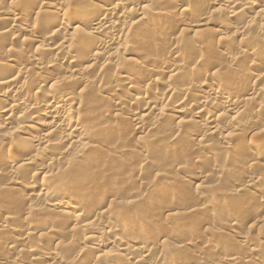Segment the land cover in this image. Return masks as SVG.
Segmentation results:
<instances>
[{"label": "rangeland", "instance_id": "obj_1", "mask_svg": "<svg viewBox=\"0 0 264 264\" xmlns=\"http://www.w3.org/2000/svg\"><path fill=\"white\" fill-rule=\"evenodd\" d=\"M6 1L7 0L2 2V4H0V5L2 6L3 9L6 8L8 10V8H9V10H12L13 6L11 4L13 2L15 4V2L17 0L12 1V3H10L11 0L8 1L7 3H5ZM27 1L28 0H26V1L25 0L24 1L18 0L19 3L16 2V4H15V5H17L16 7H18L20 10L22 9L21 11L23 12L22 13L23 16L25 15L24 21L22 20L20 22H27V23L39 22V21H37L38 18L36 17V15H37L36 12L41 7L40 6L41 3H44L45 1L48 2L49 0H30L31 2L30 1L27 2ZM83 1L76 0V1H74L76 4L74 2H73V4L76 5V6L74 5L75 7H78V5L79 6L82 5L83 6L82 8H85L87 3L85 4V1L84 2ZM171 1H173V2L171 3ZM247 1H251V0H247ZM105 2H107V4H112V3L115 4L114 0H107ZM143 2H145V3L142 4V9H143V6H145V7H147V9L149 8V10H150V11H147V9L145 10V7L143 9L144 11L147 12V14L149 13L148 14L149 16H147V18L149 17L148 19H150L151 21H154L156 23H158V22L162 23L165 21H163L162 17L161 16L159 17L158 15H157L158 19L156 21V18H157L156 14H155L156 11H155V13L153 12L154 14L151 12L152 8H154L152 6H155L157 8H158V6H159V8H161V6L163 8H165L164 6H166L165 10L168 9V11H169L170 9H169L168 5L171 4L169 6L172 7V5H174L176 3V2L174 3V0H144ZM160 2H161V4H159ZM203 4L204 3L199 4L200 6L195 5L196 7L193 6L198 15L201 13H205V12L207 13L208 12L207 6H204ZM1 6H0V8H1ZM122 8H126V6L124 5ZM140 8L141 7H139V9ZM163 8H161V9H163ZM80 9H81V6H80ZM86 9H87V7L85 8V10ZM142 9H140V10L143 11ZM163 12H164V9H163ZM177 12L175 13V11H174V15L177 14V17H179L178 16L179 12L178 13ZM210 12H209V16H211L212 18L214 17V19L211 18L213 21V22L211 21V24H213V23L218 24L217 22L220 23V22H222V20H225L224 26L226 24L228 25V26L227 25L225 26V29L227 28V30H225L223 32V35H220V36H218L216 34L214 35L213 31H210L208 29L206 30V28L201 27L200 22L194 23L195 20L196 21L199 20L198 16H197L198 19H197V17L194 18L195 20L192 19L191 25H190V23L188 25L187 23L189 21L188 22H186V21L189 20L188 18H190L189 17L190 15L189 16L185 15V17L187 19L185 17L183 18L182 17L183 15L182 16L180 15L182 19L186 20V21L181 22V24L183 26H181L180 22H179V24H177L178 22H172V23L170 22L168 25H163V26L160 25L161 27H158L159 30L157 29L158 30L157 33L159 34V36L161 35V38L167 37V35L169 37H172V38L180 36L181 38H185L186 42L187 41L191 42L192 41L191 39H195V38L196 39L198 38L199 41L204 39L203 41L205 42V44H204L205 48L203 46L200 47V46L195 45V47H193L191 49L192 51H190V53H189L190 57L188 56V54L187 55L185 54L190 59V60L186 59L187 61L190 62V63L188 62V64H189L188 69L190 71L192 69L197 70V67H198V70L197 71L195 70V72H196L195 77L196 78L194 77V74H193V76L191 75L192 76L190 78L191 80L189 79L190 82L193 81L192 83L194 85H196V84L198 85L201 82L207 80V82L209 83V80H208V77H206L207 76L206 74L210 75L211 73H213V70L215 71L214 72V74H215L217 72V70H219L217 72V74H215V76H216V79L214 78L215 80L214 79L211 80V78H210L211 83H209V85L211 87H213L217 90L220 89L219 91H221V92L226 89L223 92V93H225V95L226 94H228V95L231 94L230 96L235 95V97L239 98V100H241L244 105L247 104L246 107H248L249 110H252L255 106L258 105V103H260V105L262 104L261 106L258 105L257 108H255V110L253 109L254 111H257L258 109L260 110L262 108V106H264V92H261L262 95L259 94L260 97L258 95L255 96L257 98L256 99V98H253L254 96L252 97V96H249L247 94V93H249L247 89H249L250 87H253V86L256 87L257 85H261V84L264 86V76H263L264 75V58H263L264 57V37H263V35H264V32H263L264 31V19H260L259 17L257 18V17H255L256 13L251 14L249 12H246L243 16L240 14L239 16L234 17V18H230V19L225 17V13H220L219 11H217V12H215V15H214V14H212V13H214L213 11H212V13H210ZM151 13H152V15H150ZM137 14H139V12L135 9L134 10L132 9V11L129 12V15L127 14L128 15L127 16L128 17L127 22L129 20L134 22V18L137 17ZM247 16H250V17L247 18ZM223 17H224V19H223ZM252 17L253 18L255 17L254 20H252L253 19ZM219 19H221V21ZM158 20H160V21H158ZM35 21H37V22H35ZM215 21H217V22H215ZM247 21H249V22H247ZM7 23L9 24L11 22H9V21L6 22V25H7ZM165 23L167 24V22H165ZM192 23H193V25H192ZM186 24L188 26H186ZM76 26H78V25L76 24ZM70 27L65 32L58 33V36L55 35V37L57 36L56 38L58 39L60 37V35L63 36L62 34H64L65 36L67 35V38H70V36L72 38H73V36L76 37L75 32L71 29V28L75 27V24H73V26L71 28ZM125 27H126V25H125ZM240 27H241V29H240ZM143 28H144V30H142ZM160 28L162 29L161 31H160ZM170 28L175 29V31H173V29H170ZM166 29H167V32H166ZM211 29H213V26H211ZM137 30L139 32L143 31V33L142 34L137 33L136 36L137 37L138 36H141V37L145 36V38H143V37L142 38L145 41L147 40L146 41L147 43L145 41H142L143 39H140L141 37H139L138 39H136V37L135 38H133V37L132 38L131 37L126 38L127 42L129 40V43H127L129 45L128 46L126 45V47H128V51H125L124 47L121 50L117 49L118 51L116 50L117 53L114 57L115 60L112 58V62H115L117 60V62H115V64L118 66L122 64L121 66L123 68L125 67L127 69L129 68L132 70L135 68L134 71L138 73V74L135 73V75L136 74L140 75L139 78H140L141 82H139L138 80L137 81L139 83H141V85L139 83H137V84H139V87L141 88V89L139 88L141 94L144 92H147V90L149 92L152 90V93L150 92V94H153V95H160L161 94V96H164V95L166 96L165 88H166L167 84H169V85L172 84L171 86L174 85V87L179 86L181 83H179L178 80L181 77L180 75H182L183 72L179 74L178 78L177 77L172 78V80L170 79L171 80L170 81L168 76H166V74L156 73V75H155L152 73L155 70L154 67L156 66V65H154L155 63H153V62L150 64L147 63L148 66L146 65L147 68H145L147 70L146 74H144V73H143V75L140 74L139 73L140 70H138V69L143 67V65L146 63L144 61V60H146L144 57L145 55H147V56H151V55L152 56H154V55L162 56L163 55L165 57L169 56L168 59L169 60L173 59L172 61H176L177 58L174 59V56L172 54H169L171 52H168V48H167L168 46L163 44L164 43L163 39L161 40V38L159 36H156L157 30L154 31L156 34L153 32L154 33L153 35H155V36L151 35V31H148L147 29H146L147 32H145L146 31L145 27H141V29L138 28ZM235 31H236V33L239 34V36L237 34H235ZM162 32L166 36L162 35ZM169 32L171 35L169 34ZM144 33H146V35ZM240 34H242L243 36L242 35L240 36ZM24 36L29 37L28 35H24ZM65 36H63V37H65ZM146 36H148L147 39H146ZM154 37H155V39L158 37L159 38L155 41ZM225 37H228L227 41H229V42L226 41L227 45L225 43V46H224V44H222L221 48L218 47L220 40L222 41L223 39L224 40L227 39ZM148 38H150L151 40L150 39L148 40ZM27 40H29V41H27V42L25 41L24 42L25 45H24L23 41H21V39H19V38L15 39V40H11V42L9 41L11 43L9 49L13 48L15 50V49H19L18 47H21V48H23V50L26 49L27 52L29 51L28 53H30V54L33 53L35 50L33 47V44H32L30 39H27ZM131 40L134 42H132ZM142 42H143V44H142ZM207 42H209V43H207ZM159 43H161V44H159ZM122 45L125 46V44H123V43H122ZM207 45H208V47H206ZM192 46L193 45L191 44L189 46V48H191ZM28 47L30 49H28ZM119 47H121V46L119 45ZM143 47H144V49H143ZM136 48H137V50H136ZM9 49L7 47V50H9ZM84 49H85V47L83 48V50ZM139 49H140V53H139ZM195 49H196V51H195ZM208 50H209V52H208ZM249 50H252V53L255 52L257 55H259V56H257V58H258V60L260 58V60L255 62V65H254V62L252 61L254 57L252 58V56L250 54L251 51H249ZM239 51H241V55H240ZM247 51H249V52H247ZM167 52L169 55L167 54ZM131 53H133V54H131ZM190 54H192V55H190ZM193 56H196L195 60H193L194 58L191 59V57H193ZM200 57H202V58H200ZM231 57H233L234 58L233 60L235 61L232 63L236 64L237 70L239 69V71L242 74L240 72H236V71L231 72V70L228 69L229 66L232 64L230 62L232 60ZM129 58L132 60H130ZM180 59H178V60H180ZM199 60H201L202 63ZM43 61H45V60H43ZM195 61H196V63H195ZM197 61L199 63H197ZM228 61H229V63H228ZM208 62H211V63H209L210 65L208 64ZM212 62L216 65H214ZM227 64H229V66ZM235 64H233V65H235ZM106 66H107L108 70L106 69V67H105V69H102L105 72H103L99 69L94 70L95 69L94 68L93 71L88 75L89 77L90 76L91 77L92 76H94V77L98 76V78H100L102 81L101 82L99 80L98 83H96L94 85L92 84V86L90 85V87L88 86L90 88V91H91V88L94 91H98V92L103 91V90L105 91L106 87H105L104 83H107V81L109 82L111 80L112 75L115 73V70L117 71L118 68H120V66H119L117 69H115L116 67H114V66L112 67L108 64ZM226 66L228 68H226ZM192 67H194V68H192ZM208 67L212 68L211 72L207 71ZM213 67L215 69H213ZM148 68H149V70H148ZM94 71H96V72H94ZM134 71H133V73H134ZM148 71H150L149 72L150 74L148 73ZM228 71L230 73H228ZM242 71H244L245 75L243 74ZM184 75L185 74L183 73V76ZM141 77L144 78V79L142 78L143 81L141 80ZM225 77L228 79H226ZM230 77L231 78L234 77V78H232V82H230L231 81ZM260 77L262 78V80H260L261 79ZM205 78H207V79H205ZM103 79H104V81H103ZM105 79H107V80H105ZM176 79H178L177 80L178 85H177V82L175 83ZM155 80H157V81H155ZM189 80H187V81H189ZM172 81H174V82H172ZM199 81H201V82H199ZM216 82H218L217 83L218 87L221 84L220 85L221 88L220 87L218 88L217 86L214 87L216 85ZM120 83L122 84V82H120ZM259 83H261V84H259ZM121 84L118 83L117 87L119 86V88H117V91H115L116 92L115 94L113 93L114 95L112 94L114 97L110 96L109 99H105L103 104L106 102V104H104V105H106L107 108H110L112 106V103H113L111 101L112 99L117 98V97L121 98L122 102H123V108H124L123 114L120 116L122 118H120V117H119V119L118 118L113 119L112 117L106 118L104 116H101L100 114H97V112H96L97 115H96L95 119L93 120V122L91 120L94 117L92 119L89 118L90 119L89 123H88L89 119H88V121H87V119L85 120L84 125L86 124L88 126L91 123L90 126H88L89 128L92 125L94 126V123L95 122L97 123V120H98V123L99 122H100V124L102 123V125L106 129L104 127L101 128L100 126H102V125L95 123L97 127L99 125V129L95 126L96 130L98 129V131H101V130L102 131L98 132V131L94 130V132H92V130L95 128H92L93 126L91 127L90 130H91L92 135L94 134V138H93L94 140L91 139L92 135L90 134V141H92L93 144H92L91 148L86 150L87 152L86 151L84 152L83 155L85 158L82 157L83 160H81V159L78 160L80 166H79V164H76L77 161H76V159H74L77 156V155L75 156L76 152L74 150H70V151L68 150V152H67L65 149L64 150L62 149L63 150L62 151L61 147L64 148L62 145L61 146L56 145L53 147L54 150H52V147L47 148V147H45V145L43 146L42 143L38 144V143H34V142L28 140L29 138L26 139L25 136H23L17 132L15 127L5 129V128L0 126L1 127L0 128L1 129L0 130V133H1L0 134V142L3 140L1 142V144L3 143L2 144L3 146L0 144V155H1L0 156V173H1L0 176H2V178L0 177L1 178L0 179V182H1L0 183V185H1L0 191L2 192V190H3L2 193L0 192V194L3 195V196L0 195V216H1L0 218H2V216L6 217V216H11V215L14 216L15 215L18 218L20 223L22 220H25L24 222L22 221V223H21L22 225H20V223L17 222L18 221L17 218L14 216L15 225L13 226V229H15V230L6 229V230H4L5 232L3 231L4 233H6L5 235L3 234V232L0 234V256H4L5 258L7 257L6 259L9 258L7 260L9 262H11V261L14 262V260L16 259L18 264H26V263L29 264L32 257L30 256V254H28L29 252L26 249H24L21 246H13L10 248V246H7V244H6L7 238H10V237L16 238V237H23L24 236V233L26 232V230H24L25 228H24L23 224L25 225V223H27V222H29L30 224L35 223L34 225L37 228H40L41 230H45V229L51 228L52 226L53 227L56 226L55 228L57 230L59 229L58 231H60V233H58V235L54 238L51 237L50 235H43V234L38 235V236L32 235L31 238H29L30 240L28 239L29 240L28 246H31V248H32V246L36 245L35 247L38 246L37 249L40 248L41 249L40 251H42V252L52 251L53 253L59 254L61 257H64L63 259L66 260V258L67 259L71 258V256L76 254L78 249L80 250V248L85 245V241L82 238H84V236H83L84 234L85 235L87 234V231H85L79 227L76 229L75 226L73 225L74 223L71 222L69 215L66 217L63 214L61 215V212L59 214V211H61L62 209L54 207L51 204L52 200L55 198L54 196H51L49 198L50 200L48 199L49 201L48 202L46 201L45 203L44 202L43 203H40V202L34 203V202H29V201H26L24 199L23 200L21 199V198H24V194H25V193H23V192H25V190H24L25 188H23V187L27 186L26 184H27L28 179L30 178V176L32 175L33 172H36V170L33 169V167L28 166L30 168L27 169V166H26L25 169L22 168L23 170L19 171L17 178L23 184L22 187L19 186V188H18L19 191L17 189H16L17 192H16V190L14 191L13 189L10 190L8 188V186L6 185L7 180H5V179L10 178L11 176L13 177V175H11L8 171L9 169H12L11 168L12 164H15V162H18L21 158L26 159V157L27 158L38 157L39 159L36 158L37 162H38L37 165L41 164V165H44V167H46L45 168L46 172L44 173L43 176L42 175L40 176V179L43 177L46 178V177H48V175H53L54 177L51 176L50 178H46V181L48 183H50V185H52L53 187L60 189L65 194H67V195L69 194L68 195L69 198H71L73 200V202H75V204L78 205V207L80 206L81 209H84V211L87 210L88 206L92 202H94V203L101 202L102 203L106 199L107 200H109V199L115 200L118 203L117 204L118 206L116 204H114L113 208H116V207L119 208L121 206L119 208L121 210L117 209L118 214H115V213L113 214L114 210L112 209L113 211L110 212L111 214H109L107 217L110 218V216L112 215L113 218L111 220L113 222L119 223L118 225L120 228L122 227V225L120 226V223L124 224V225L126 224L130 228L133 227L134 229L132 228V232H130L131 234H129V235H132L134 238L136 237V240L139 243L141 241L142 243L147 242L148 245L151 244V245H149V247L151 248V252H152L151 256L152 257H150L149 261L151 260L150 262H153L154 264H156L159 259H160L159 261L163 262L162 264H170V263L171 264H181L182 261H183L182 264H188V263L189 264H204L205 262L208 261L207 258L210 259L209 262H211L213 260V263H216L218 261V256H216L214 254L215 252H213V250L208 249L209 244H210V247L211 246L213 247V249L214 248L219 249V247H220V249L221 248L224 249V252L225 253L227 252V254L228 253L229 254H234V253L236 254V252H237L238 254H236V255L237 256L239 255L238 257L243 259L244 262L246 261V263H244V264H247V262H248V264H259L260 260L264 261V232H263L264 231V222L262 224H260L261 226L260 225H258V226L254 225V220L256 219L255 215H257V218L263 219L264 218V211H261L260 209H257V207H255L256 205L254 204V201H253L254 197L252 195H250V194L245 195L246 194L245 191L241 190V189H243L242 188L243 186L241 184L246 182L247 174L245 175V173H244L245 171L248 172V175L250 174L253 177L255 176V178H257V179L262 180V181L258 180L259 183H258V186H256L255 190L253 188L250 189L251 194L255 193L254 194L255 197H257L258 193L256 192V190H258V189L263 190L264 189V178H263V175L261 174L264 172V171L262 172V170L264 169L263 168L264 164H262L260 166L247 164L248 160H250L251 152H255V150L257 151V149H258L260 152H262V150H263V153H264V146L263 145L261 147H258V145L256 146V141L254 139H252L251 133L249 134L250 131H248L247 125L243 126V124H242V126L238 127V129H237V123H236L237 120L240 121L239 117L242 118L241 122L245 121V120L248 121L247 119H250V117L253 118L251 115L252 113L250 111L249 112L247 111L246 113H242L241 114L242 116H239L238 119L235 118L234 120H230V119H227L225 121L223 120L222 122L224 123V126L222 125V123L220 124L221 128L226 127V126H228V124H230L227 127L229 130L231 129L228 133H230L231 135L236 133V136L232 135V136H234L233 138H235L237 136L239 137V135L242 134V135H240V138H243L242 139L243 141L239 140L240 138H238V137L236 138L239 140L238 142L237 141L235 142V139L233 140L237 144V146L235 144V147L231 146V148H225L223 145H221V140L218 139V137L213 138V136L210 135V136H208L209 138L207 137L208 140L205 139L208 142H206L205 145L201 146V148L198 147L196 152H198L199 154L196 153V155H195L194 152L196 150V147H194L191 144L192 142L187 141V139L185 138V136L187 134H189L191 131H193L195 129L194 127L189 126L190 128L192 127V130L188 127H186L187 128L186 130H185V128H183L184 130L181 128V131L179 129V133L182 132L183 135L179 134V133H178L179 135H177L176 132L175 133L173 132V134H176L179 137L177 139H180V140H175L177 142L173 141L172 143L171 142L169 143L167 141L166 136L168 137V136L172 135V131H173V129H175L174 122L176 120L175 117H173L174 115L169 114V112H166V113H168V115H170V117L167 115L166 116L167 119L166 118L165 119L167 120L166 124L168 126L170 125V127H168L166 124H164L163 129H162L163 125H161L162 127L159 126L157 131H156L157 133H160V135L162 137L159 136V139L158 138L155 139L158 136H156V137L153 136L154 138L152 139L150 137V134L152 135L153 132L152 133L146 132L147 134H138L137 130H135V128H134L135 124L133 122V119H132V121L130 120V118L132 117V115L134 113H137V111L140 112L142 110V106H141V105H143L142 102H139V100L138 101L135 100V96H134V94L137 95V93H139L138 85L136 88V89H138V92H135V91H137L136 89L135 90H128V89H126L127 86H125L126 85L125 83H123L122 87L120 86ZM222 85H224V86H222ZM225 85H226V87H225ZM147 87H148V89H147ZM89 88H88V92H90ZM98 88H99V90H97ZM144 88H146L147 90L145 91ZM142 91H144V92H142ZM226 92H228V93H226ZM110 93H112V92H110ZM154 93H158V94H154ZM165 96H164V98H165ZM176 96L171 97L170 98L171 100H169V98H168V100L171 102L176 101L179 98L178 97L179 95L177 96L178 98ZM201 97H202L201 92L198 89H196L190 93L189 97H186V102H188V103L191 102V99L192 100H194V99L199 100ZM85 98H86V96H84V99ZM34 99H35V101L40 102L42 100L41 94L34 95ZM255 103H257V104H255ZM139 108L141 110H139ZM220 110L221 109H218V113L221 114L223 112V114H224V111H222V110L220 111ZM262 110H264V107L261 109L260 115L256 119L258 121L260 120L259 118L264 119L263 118L264 117V111H262ZM16 112H17V110H16ZM33 112H37V110H32L31 114ZM98 115H100L101 117ZM102 117H104V118H102ZM183 117H186V116L182 115V118ZM152 119H155V118H152ZM116 121L119 124H116L117 123ZM233 123H235V124H233ZM113 125H114V127H116V126L117 127L114 128ZM172 126L174 128H172ZM109 127H111V128H109ZM256 127H253L254 131L259 132L258 136L263 137L264 131H259L262 128L256 130ZM35 128L36 129L33 128L34 130H31V132L29 133L30 135L31 134L35 135V134H38L39 132H41L38 127H35ZM169 128L170 129L172 128L171 131ZM234 128L237 129L236 130L237 132L236 131L234 132ZM258 128H259V126H258ZM166 129H169V130L167 131ZM188 129H189V131L190 130L191 131L190 132L188 131V133L186 134V131ZM105 130H107L108 132H106ZM110 131H112V132L110 133ZM163 131H166V133ZM231 131H232V133H231ZM254 131H253V133H255ZM102 132H103V134H102ZM164 133H165V136H164ZM108 134H109V136L112 134L111 135L112 137H107ZM154 134H156V133H154ZM237 134H239V135H237ZM95 135H97V136H95ZM227 135H229V134H227ZM101 136H102V138H101ZM181 136H183V137H181ZM53 138H56V135H54ZM210 138H211V140H209ZM181 139H183V140H181ZM227 139H228V137H227ZM96 140H97V142L99 141V143H97ZM100 140H103V142ZM118 142L119 143L123 142L122 144H119V145L122 147V145L125 144L124 146L125 147L127 146L128 151H130V152L127 153L128 155L126 153L124 155L118 154V157L114 158L111 153L114 152V151L112 152V150H116V151L119 150L117 148L119 146ZM144 142L146 143L145 145H144ZM252 143H254V144H252ZM35 145H38V146L34 147ZM93 145H95V146H93ZM141 145H142V149L140 147ZM253 145H254V147H252ZM120 146H119V148H120ZM204 146H206V147L204 148ZM115 147H116V149H115ZM192 148H194L195 150ZM124 149L127 150L126 148H124ZM198 150L201 152H199ZM248 150H249V152H248ZM128 151H126V152H128ZM131 151H133L135 154H133V152H131ZM65 152H67V153L65 154ZM62 153H63V155H62ZM107 154H109V155L107 156ZM121 155H122V157H121ZM227 155H228V158H227ZM23 156H25V158ZM104 156H107V157H104ZM119 157H121V158H119ZM123 158H124V160H123ZM23 159H21V160H23ZM115 159H116V161H115ZM51 160H53V161H51ZM81 161H83V162H81ZM98 162H101V163H98ZM68 165H69V167L67 168L68 170H70L71 167L73 168V166H74V168L75 167L76 168L82 167L80 169V171H81L80 175L72 177V175L65 173L66 166H68ZM76 165H78V166H76ZM248 165H249V168H248ZM251 166H254V168ZM83 168H85V171ZM90 168H91V170H90ZM250 168H252V169H250ZM67 169H66V172H68ZM223 169H224V171H223ZM220 170H221V172H220ZM48 172H49V174H48ZM62 173H64V174H62ZM83 173H85V174H83ZM6 174H7L8 178H7ZM225 174H227V175H225ZM3 175L5 178L3 177ZM62 175H64V177H62ZM65 176H66V179H65ZM208 177H210L211 179ZM260 177H262V179ZM60 179H61V181H60ZM84 180H86V181H84ZM213 180H215V181H213ZM62 181H64V182H62ZM148 182H149V185H151L152 187L149 186L147 188ZM229 183H230V185H229ZM65 184H66V186H65ZM212 184H214L215 186ZM259 184H260V186H259ZM240 185H241V188H240ZM5 187H7L10 191L9 190H8L9 192L6 191ZM238 189H240V191H236ZM225 191H226V193H225ZM4 192H5V194H4ZM226 194H232L233 197H231L230 199H227L226 197H224ZM208 196H210V197H208ZM7 197H9L10 200ZM95 198H96V200H95ZM207 198H210V200H207ZM206 201H208V202H206ZM14 203H15V205H14ZM204 203H207L206 204L207 208H203ZM244 203H245V205L243 206ZM124 205L125 206L128 205V206L125 207ZM125 208H127V209L129 208V209L127 210ZM202 208L206 209V210H202ZM166 209H170L171 213L168 212ZM25 210H26V212L34 213V215H31V216L27 215V213H25ZM122 210L124 212H121ZM21 211H22V213H21ZM236 212H240L239 213L240 215L238 214V216H240V217H236L238 219L237 220L238 224L240 223L239 225H237L238 226L237 231L240 233H243L245 236H247V235L249 236V237L247 236L249 241L252 240V242H249V244L242 242V240L238 239L236 234H234V231H229V229L226 228V226H227V225H225L226 220L229 221L231 219V216H233ZM119 213L121 215H119ZM161 213L164 215L162 216ZM114 215H117L118 218H117V216L115 217ZM13 216H11V217L13 218ZM90 216H88V217H90ZM157 216H159V217H157ZM190 216H192V217H190ZM248 216H249V218H248ZM253 216L255 219L252 218ZM169 217H170V219H169ZM53 218H55V219H53ZM51 219H53V220H51ZM250 219L253 222L250 221ZM111 220H110V222H111ZM239 220H240V222H239ZM105 221L107 222L108 219H105ZM263 221H264V219H263ZM99 222L101 223V220H99ZM113 222H111V223H113ZM71 226H73V227H71ZM101 226H104V220L103 219H102ZM254 227H255V229H254ZM73 228H75V229H73ZM252 228H253V230H252ZM71 229H72V231H71ZM141 229H142V231L140 232ZM144 230H145V232H144ZM42 233H43V231H42ZM68 233H70V234H68ZM140 233H141V235H140ZM2 235H3V237H2ZM138 235H139V238H138ZM40 236H44V238L46 236H48V237H46L47 239H43V237L40 238ZM64 236H65V239H64ZM70 236L76 237V241H74L75 238L72 240V242L74 244L67 240V239H69ZM159 236L160 237L164 236L165 239L163 238L164 240L160 239V241H159L158 240L159 238H157ZM49 237H51V238L48 239ZM146 238H148V239H146ZM201 238H203V239H201ZM81 239H82V241H81ZM178 239H180V240H178ZM186 239L187 240H189V239H195L196 240L197 239V241L198 240L204 241L205 239H206L205 241L209 240L208 244H206L208 247H206L202 250H200L201 247H198L197 249L200 248L198 251V250H196L197 245L188 246L186 244H183V247H180L181 245L180 246L179 245L174 246L173 242H175V240L186 241ZM163 242H165V243H163ZM68 243H70V244L67 246L66 244H68ZM253 243H254V245H253ZM238 244H239V246H238ZM64 245H66V246L64 247ZM247 245H249L250 247ZM71 246H72V248H71ZM54 247L55 248L57 247V248L55 249ZM246 247L250 248L249 253H248V248H246ZM65 248H67V249H65ZM194 248H195V250H194ZM111 249H113V250H111ZM115 249L116 248H113V247L112 248H110V247L102 248L100 250L101 251L100 254L105 255V256L107 254L109 256V257L107 256L108 259H112V257L115 256L118 259V261H120L119 263H124L123 262L124 258L130 259L129 256L124 257V255L122 253H120L119 251H117V249L116 250ZM153 249H154V251H153ZM245 249H246V252H245ZM252 249H254V250L258 249L257 253L260 254L261 258L259 256H257L258 257V259H257L256 255H253V253L251 252ZM91 250H93V251L89 250V252L87 251L84 253V255H83L84 257L82 258L83 259L82 264H106L108 259H105L106 261L103 260L105 257L104 258L102 257L103 259L102 258L98 259L97 256L95 257V255H94V254H96L95 249H91ZM207 250H209V251H207ZM195 251H197V252H196V254L194 253V256H193V254H191V253H193ZM189 253L191 256H189ZM136 254H138L137 256H139V257L142 256V254L140 252L139 253L136 252L135 255ZM198 254H200V255H198ZM97 255H98V253H97ZM102 255H100V256H102ZM110 255H111V258H110ZM186 255L188 257H186ZM12 257H13V259H12ZM165 258H167V259H165ZM169 258L170 259L172 258L171 259L172 261ZM162 259H163V261H162ZM196 259H199V260L201 259L202 263L197 262L198 260H196ZM250 260H252V261H250ZM42 261L39 263L44 264L46 260L43 259ZM164 261H166V262L164 263ZM249 261H250V263H249ZM9 264H13V263L11 262ZM217 264H220V263L217 262Z\"/></svg>", "mask_w": 264, "mask_h": 264}, {"label": "bare ground", "instance_id": "obj_2", "mask_svg": "<svg viewBox=\"0 0 264 264\" xmlns=\"http://www.w3.org/2000/svg\"><path fill=\"white\" fill-rule=\"evenodd\" d=\"M4 1L5 0H0V4H2V2H4ZM8 1H10V0H7L5 3H7ZM12 1H14V0H11L10 3H12ZM28 1H30V0H28ZM74 1H76V0H49L48 2L45 1L44 3H41L40 4L41 9L39 8L38 11L36 12V14H37L36 17L38 18L37 21H39V22L35 21L37 23L20 22L22 20L24 21L25 15L23 16V14H22L23 12L21 11L22 9L20 10L18 7H16L17 5H15L16 2H18V0L15 2V4H14V2L11 4L13 6L12 7L13 9L11 8L12 10H9V8H8V10L6 8L3 9L2 6L0 5L1 6V8H0V126L5 128V129L15 127L17 132L20 133L21 135L25 136L26 139L29 138L28 140H30L34 143H38V144L42 143L43 146L45 145V147H47V148L52 147V150H54L53 147L56 145L57 146L62 145L64 148L61 147V150L65 149L67 152H68V150L69 151L74 150L76 152L75 156L77 155L76 158H74L77 161L76 164H79L78 160H80V159L83 160L82 157H84V155H83L84 152L87 149L91 148L92 144H93V142L90 141V134L92 135L90 129L93 125L90 128L88 126H90L91 123L88 126L86 124L84 125L85 120L87 119V121H88L89 118L92 119L94 117L91 120L93 122V120L95 119L97 114H100L101 116H104L106 118L112 117L113 119H116V118L119 119V117L123 114V110H124L122 99L119 97L114 98V99L111 98L112 100L111 99L110 100L113 103L111 102L112 106L110 108H107V106L104 105V104H106V102L103 104L104 100L109 99L110 96L114 97L113 95L116 93L115 91H117V88H119V86L117 87V85H118V83L121 84L120 82H122V84L120 86L122 87L123 83H125L126 84L125 86L128 87V88L126 87V89H128V90H135L137 88V85H138V89L140 88L139 87V84L141 85V83H139V82H141L140 78H139L140 75H137L138 73L134 71L135 68L133 70L129 69V68L127 69L125 67L123 68L121 66L122 64L119 65L120 68H118L119 66L115 64V62H117V60L115 62H112V58L114 59V57L117 53L116 52L117 49L121 50L124 47V50L128 51V47H126V45L127 46L129 45V44H127V43H129V40L127 42L126 38H128V37L135 38L136 37V39H138L139 37H141V36H138V37L136 36L137 33H141V34L143 33V31L139 32L137 30L138 28L141 29V27H145V30L147 29L148 31H151V35H153L155 33L154 31H156L158 29V27H161L160 25H162V26L168 25L170 22L171 23L172 22H178L177 24H179V22H180V24H181V22L186 21L185 19H182L181 16L183 15L182 17L184 18L185 15H187V16L190 15L189 17L191 19L188 18L189 20L186 21V22L189 21L187 23L188 25H189V23L191 25L192 19H194L198 16L199 20L196 21L194 19L196 21V22L194 21V23L200 22L201 27L206 28V30L208 29L210 31H213L214 35L216 34V35L220 36V35H223V32L225 30H227V28L225 29V26L227 24L224 26L225 20H222V22H220V23L215 21L218 24H214V23L211 24V21H212V19H214V17L212 18L211 16H209L210 11H211L210 13H212V11H213L214 13H212V14H214V15H215V12H217V11H219L220 13H225V17H227L229 19L237 17L240 14L243 16L246 12H249L251 14L256 13L255 17H257V18L259 17L260 19H264V0H251V1H247V0H174V3L175 2L176 3L175 4L173 3L174 4V5H172L173 8L169 6L171 4L168 5V7L170 9L169 11H168V9L165 10L166 6H164L165 8H163L161 6V8L164 9V12H163V9L159 8L158 5H157L158 8L151 5L152 7H154V8H152L151 12L155 13V11H156V13H155L156 16L157 15L159 17L161 16L163 21L167 22V24L165 22L156 23V22L148 19L149 17L147 18V16H149L148 15L149 13L147 14V12L143 10L145 6H143V9H142V4L145 3V2H143L144 0H114L115 4L112 3L113 5L107 4V2H105L107 0H84L85 4L87 3L85 6V8L87 7L86 10H85V8H82L83 7L82 5H80L81 9H80V6L78 4H77L78 7H75L76 3ZM81 1H83V0H81ZM73 2L75 4H73ZM161 2L159 4H161ZM172 2L173 1H171V3ZM202 3H204L203 4L204 6H207L208 12L207 13L206 12L201 13L198 15L196 13V10L194 9V7H196L195 5L200 6L199 4H202ZM124 5L126 6V8H122ZM139 7H141L140 9H142L143 11H141L139 9ZM132 9L137 10L139 12V14H137V17L134 18V22L131 20H129L127 22V19H128L127 16L129 15V12L132 11ZM146 9H147V7H145V10ZM172 9L173 10L175 9L174 10L175 13L177 11L179 12V15H178L179 17H177V14L174 15V11ZM147 11H150L149 8L147 9ZM152 13L150 15H152ZM158 16L156 18V21L158 19ZM198 17H197V19H198ZM248 17H250V16H247V18ZM254 18L252 20H254ZM223 19H224V17H223ZM219 20L221 21V19H219ZM8 21L11 23H9V24L7 23V25H6V22H8ZM158 21H160V20H158ZM247 22H249V21H247ZM73 24H75V27L71 28L73 26ZM76 24L78 26H76ZM187 24H186V26H188ZM125 25H126V27H125ZM192 25H193V23H192ZM181 26H183V25L181 24ZM211 26H213V29H211ZM69 27L75 32L76 37L73 36V38H72L70 36V38H67V35L65 36L64 34H62L65 37L60 35V37L58 39L56 38L58 36V33L65 32L67 29H69ZM170 29H173V28H170ZM240 29H241V27H240ZM142 30H144V28ZM147 30L145 32H147ZM158 30L156 31V33L158 32ZM161 30L162 29L160 28V31ZM173 31H175V29H173ZM166 32H167V29H166ZM170 32H169V34H170ZM144 34L146 35V33H144ZM235 34H237L239 36V34L236 33V31H235ZM242 34H240V36ZM24 35H28L29 37H25ZM55 35H57V36L55 37ZM162 35H164L163 32H162ZM153 36H155V35H153ZM156 36H159V34L157 33ZM164 36H166V35H164ZM142 37L145 38V36H142ZM142 37L140 39H143ZM147 37L148 36H146V39H147ZM159 37L161 38V35ZM263 37H264V35H263ZM17 38L21 39V41H23V43L25 41L26 42L29 41L27 39H30L32 44H33V47L35 49L34 52L30 54V53H28L29 51L27 52L26 49L23 50V48H21V47H18L19 49H15V50L13 48L9 49L10 44H11L10 43L11 40H15ZM150 38H148V40ZM158 38L155 39V37H154L155 41ZM225 38H227V39H225V40L223 39L222 41L219 39L220 42L218 44V47L221 48L222 44H224V46H225V43L228 40V37H225ZM162 39L164 42L163 44L168 46L167 47L168 52H171L169 54H172L174 56V59L177 58L176 61H172L173 59L169 60L168 59L169 56L168 57L167 56L165 57L163 55L162 56H158V55L147 56L144 54L145 55L144 57L146 60H144V59L143 60L146 63L143 65V67L140 66L142 69L139 67L140 68V69H138V70H140L139 73L142 75H143V73L146 74L147 70L145 68H147L146 67L147 63L150 64L153 62V63H155L154 65H156V66L154 67L155 70L152 73L155 75H156V73L166 74V76H168L169 80L170 79L172 80V78H176V77L178 78L179 74L182 72L185 75L183 76V73H182V75H180L181 77L179 78V80L178 79L175 80V83L177 82V80L179 83H181L179 86L175 85L176 87H174V85L171 86L172 84L171 85L167 84V86L165 88V91H166V93H165L166 96L164 95L165 98H164V96H161V94L160 95L150 94V92L152 93V90L149 92L147 90L148 87H147V89L144 88V90L145 91L147 90V92L142 91L144 93L141 94V92H140L141 88H140L139 93H137V95L134 94L135 100H137V101L139 100V102H142V104H143V105H141L142 110L139 108V110H141V111L140 112L137 111V113H134L132 115V117L130 118L131 121L133 119V122L135 124L134 128H135V130H137V133L138 134H147L149 132L150 133L153 132L152 135L150 134V137L153 139L154 138L153 136H155V137L158 136L155 139H157V138L159 139V136H161V135H160V133H157L156 131H157L158 127L161 125H163V127L161 126L162 129L164 128V124H166V122H167L166 116L168 115V113H166V112H169V114L174 115L173 117H175L176 120L174 122L175 129H173L172 135L168 136V137L166 136L167 141L169 143L170 142L172 143L175 140H180V139H177V138H179L177 135L182 134V132L179 133V129H180V131H181V128L182 129L185 128V130H186L187 129L186 127L190 128L189 126H192L195 129L193 131H191L192 130V127H191L190 128L191 132L188 129L186 131V134L188 133V131L190 133L187 134L185 136V138L187 139V141L192 142L191 144L194 147H196V150L194 148H192L195 150L194 154L196 155V153H198V152H196L197 148L198 147L201 148V146L205 145V143L208 142V141H206V140H208L207 137L210 135L213 136V138L218 137V139L221 140V145H223L225 148H231V146L235 147V144H236L235 142L236 141L238 142L239 140L243 139V138H240V135H242V134H240V135L237 134V135H239V137L237 136L238 138H240L239 140L236 139L237 137L233 138L234 136H236V133L232 134L234 136H232L230 133H228L231 130V129L229 130L227 128L230 124L227 123L228 126L223 127V128L220 127V124L222 123V125L224 126V123L222 122L223 120L224 121L227 119L234 120L235 118L238 119L239 116H242L241 115L242 113H246L247 111L248 112L250 111L252 113V114L251 113L250 114L252 115L253 118L250 117L251 120L247 119L248 121L245 120L246 122L245 121L241 122L242 118L239 117L240 121L239 120L236 121L237 129H238V127H241L242 124H243V126L247 125L248 127L247 126L246 127L248 128V131H250L249 134L251 133L252 139H254L256 141V146L257 145H258V147H261L262 145L264 146V135H263V137L258 136L259 132H255L253 129V127L257 126L256 130L262 128L259 131H264V119L259 118L260 119L259 121L256 120L259 117L261 109L264 106H262V108L260 110L258 109L257 111H254L255 108H257V106L260 105V103H258V105L253 108L254 110L253 109L249 110V108L246 107L247 104L244 105L243 102L241 100H239V98L235 97V95L234 96H230L231 94L225 95V93H223V92L226 89L221 92V91H219L220 89L217 90V89L211 87L209 85V83H211L210 81L212 79H214V78L216 79L215 74H217V72L219 70H217V72L215 74H214V72H215L214 70H213V73H211L210 75L206 74L207 75L206 77H208L209 83L207 82V80H205L203 82L199 81L201 83L198 85L197 84L194 85L192 83L193 81L190 82V80H191L190 78L193 76V74L195 77V73H196L195 70L196 69L195 70L192 69L191 71L188 69V65H189L188 62L189 61H187V60L189 58L186 55L188 54V56H189L190 51H192L191 49L193 47H195V45L200 46V47H202V46L204 47L205 46L204 45L205 42L203 41L204 39H202V40L200 39L201 41H199L198 38L197 39L195 38V39H191L192 40L191 42H188V41L186 42L185 38H181L180 36L172 38V37H169L168 35H167V37L161 38V40ZM142 41H145V40L143 39ZM132 42H134V41H132ZM227 42H229V41H227ZM122 43L125 44V46L122 45ZM207 43H209V42H207ZM142 44H143V42H142ZM159 44H161V43H159ZM191 44L193 46L191 48H189V46ZM24 45H25V43H24ZM119 45L121 47H119ZM226 45H227V43H226ZM7 47L9 50H7ZM84 47H85V49L83 50ZM206 47H208V45ZM28 49H30V48L28 47ZM143 49H144V47H143ZM136 50H137V48H136ZM195 51H196V49H195ZM249 51H251L250 54H251L252 58L254 57L252 61L254 62V65H255V62L260 60V58H259V60L257 58V56H259V55H257L255 52L252 53V50H249ZM249 51H247V52H249ZM168 52H167V54H168ZM208 52H209V50H208ZM239 52L241 55V51H239ZM139 53H140V49H139ZM131 54H133V53H131ZM190 55H192V54H190ZM195 57L196 56H193V57H191V59L194 58L193 60H195ZM233 57H231L232 58V60L230 61L231 63L235 62L233 60L234 59ZM200 58H202V57H200ZM178 59H180V60H178ZM43 60H45V61H43ZM130 60H132V59H130ZM199 61L201 62V60H199ZM195 63H196V61H195ZM197 63H199V62L197 61ZM209 63H211V62H208V64ZM228 63H229V61H228ZM107 64L112 66V67L113 66L116 67L115 69L118 68V70L117 71L115 70V73L112 75L111 80L109 82L107 81V83H104L106 90L98 92V91H94L91 88V91H90V88H89L90 85L92 86V84L94 85V84L98 83L99 80L101 81V79L98 78V76H95V77L90 76L89 77L88 75L93 71L94 68H95L94 70L99 69L101 71H103L102 69H105V67L107 69V66H106ZM233 64H235V63H232L230 66H229V64H227L229 66V68L227 66H226V68L230 69L231 72H233V71L234 72L235 71L240 72L239 69L237 70L236 64L235 65H233ZM214 65H216V64H214ZM192 68H194V67H192ZM213 69H215V68L213 67ZM148 70H149V68H148ZM197 70H198V67H197ZM211 70H212V68L208 67L207 71L211 72ZM133 71H134V73H133ZM94 72H96V71H94ZM103 72H105V71H103ZM149 72L150 71H148V73ZM242 72L244 74V71H242ZM135 73H137V74L135 75ZM228 73H230V72L228 71ZM143 77H141L142 81L144 79ZM210 78H211V80H210ZM232 78H234V77H232ZM232 78H231L230 82H232ZM107 79H105V80H107ZM205 79H207V78H205ZM226 79H228V78H226ZM187 80H189V81H187ZM260 80H262V78ZM103 81H104V79H103ZM155 81H157V80H155ZM172 82H174V81H172ZM178 82H177V85H178ZM137 83H139V84H137ZM217 83L218 82H216V85L214 87L217 86ZM259 84H261V83H259ZM220 85H219V87H220ZM222 86H224V85H222ZM225 87H226V85H225ZM88 88H89L90 92H88ZM138 89H136L137 91H135V92H138ZM196 89H198L201 92L202 97L199 100H196V99L192 100L191 99L192 103L186 102V97H189L190 93ZM97 90H99V88ZM247 90L249 92V93H247L249 96H252V97L254 96L253 98H256L255 96H257V95L259 96V94L262 95L261 92H264V86L261 84V85H257L256 87L255 86L250 87ZM110 92H112V93H110ZM228 92H226V93H228ZM38 94H41V96H42V100L40 102L35 101V99H34V95H38ZM154 94H158V93H154ZM176 95L177 96L179 95L178 96L179 98ZM84 96H86L85 99H84ZM174 96H176L178 99L176 101H172V102L169 101V100H171L170 98L174 97ZM168 98H169V100H168ZM255 104H257V103H255ZM218 109H221L222 111H224V114H223V112L222 113L220 112L221 114H219ZM16 110H17V112H16ZM32 110H37V112H33L31 114ZM262 111H264V110H262ZM96 112H97V114H96ZM100 115H98V116H100ZM182 115H185L186 117L182 118ZM168 116L170 117V115H168ZM104 117H102V118H104ZM120 118H122V117H120ZM152 118H155V119H152ZM89 122H90V119H89L88 123ZM95 123H94V126L92 128H95L96 124L102 125V123L101 124H100V122L98 123V120H97V123L96 124ZM116 124H119V123L117 122ZM233 124H235V123H233ZM99 125H98V127L96 126L98 129H99ZM258 126H259V128H258ZM35 127H38L41 132H39L38 134H35V135H32V134L30 135L29 133L31 132V130L36 129ZM100 127L102 128L104 126L102 125ZM113 127H114V125H113ZM116 127H114V128H116ZM168 127H170V125ZM109 128H111V127H109ZM172 128H174V127L172 126ZM98 129L96 130V128H95L92 130V132H94V130L98 131ZM169 129H166V130L168 131ZM171 129H170V131H171ZM237 129L234 128V132ZM101 131H98V132H101ZM105 131L108 132L107 130H105ZM253 131L255 133H253ZM111 132L112 131H110V133ZM163 132L166 133V131H163ZM173 132L174 133L176 132L177 135L173 134ZM154 133H156V134H154ZM165 133H164V136H165ZM231 133H232V131H231ZM102 134H103V132H102ZM227 134H229V135H227ZM54 135H56V138H53ZM111 135L109 136V134H108V136L107 135L106 136L112 137ZM95 136H97V135H95ZM181 137H183V136H181ZM227 137H228V139H227ZM93 138H94V134L91 136L92 140H94ZM101 138H102V136H101ZM234 139H235V142L233 141ZM97 140H96V142H97ZM181 140H183V139H181ZM209 140H211V138ZM100 141L103 142V140H100ZM1 142H0V144H1ZM175 142H177V141H175ZM97 143H99V141ZM122 143L123 142H120V143L118 142V145L122 144ZM145 144L146 143L144 142V145ZM252 144H254V143H252ZM124 145L125 144H123L122 147L119 145L120 148H119V146L117 147L119 149V150L117 149L118 151L112 150V152L113 151L114 152L111 154L114 158L115 157L117 158L118 154L124 155L125 153L127 154L130 152V151H128L127 146L125 147ZM37 146L38 145H35L34 147H37ZM93 146H95V145H93ZM236 146H237V144H236ZM140 147L142 149V145ZM205 147L206 146H204V148ZM252 147H254V145ZM124 148H126L127 150H125ZM115 149H116V147H115ZM126 151H128V152H126ZM67 152H65V154ZM131 152H133V151H131ZM199 152H201V151H199ZM248 152H249V150H248ZM133 154H135V153L133 152ZM62 155H63V153H62ZM108 155L109 154H107V156ZM122 155H121V157H122ZM25 156H23V157L25 158ZM107 156H104V157H107ZM121 157H119V158H121ZM36 158H38V157H36ZM36 158L35 157H33V158H27L26 157V159L21 158L23 160L20 159L18 162H15V164H12V166H11L12 169H9L8 171L11 175H13V177L10 175L11 177L9 176L10 178H8V176L6 174V176L8 178V179H5V180H7L6 185L8 186V188L10 190H12V189L14 191L16 189L18 190L19 186L22 187V185H23L22 182L17 178L19 171L23 170L22 168L25 169L26 166H27V169L30 168L28 166L33 167V169H35L36 172H33L32 175L30 176V178L28 179L27 184H26L27 186L23 187V188H25L24 189L25 192H23L25 194H24V198H21V199L22 200L24 199V200L29 201V202H34V203L35 202H37V203H39V202L43 203L44 202L45 203L46 201L48 202L50 200L49 198L51 196H54L55 198L52 200L51 204L54 207L62 209L61 211H59V214L61 212V215L63 214L66 217L69 215L70 216L69 218L71 219V222L74 223L73 225L75 226L76 229L79 227V228H82L83 230L87 231V234L86 235L84 234L83 235L84 238H82L85 241V245L83 247H81L80 250L78 249L76 254L71 256V258H69V259L66 258V260L63 259L64 257H61L59 254L53 253L52 251L42 252V251H40L41 250L40 248L37 249L38 246L35 247L36 245L32 246V248H31V246H28L29 245L28 242L30 240L29 238H31L32 235L38 236V235L43 234V235H50L51 237L54 238L58 235V233H60V231H58L59 229L57 230L55 228L56 226L55 227L52 226L51 228L47 227L48 229L41 230L40 228H37L34 225L35 223L30 224L29 222L26 221L27 223H25V225L23 224V226L25 228L24 230H26V232L24 233V236L23 237H16V238L15 237L11 238L10 236H9L10 238L6 237L7 238L6 239L7 246H10V248L13 246H21L24 249H26L29 252L28 254H30V256L32 257V259L30 258L31 261L29 262V264H38L43 259L46 260L44 264H82L83 263L82 258L84 257L83 256L84 253L87 251L89 252V250L93 251L91 249H95V252H96V254H94L95 257L97 256L98 259L105 257L104 259L102 258L103 260H105V259H108L107 258L108 255L106 254V256H105V255L100 254L101 253L100 250L102 248H107V247L116 248L117 251H119L120 253H122L124 255V257L129 256L130 259L124 258V261H123L124 263H119L120 261H118V259L114 256V257H112V259H108L109 262L107 261L106 264L107 263L108 264H149V263L154 264L153 262H150L151 260L149 261L150 257H152L151 256V254H152L151 248L149 247V245H151V244L148 245L147 242H146L147 244L142 243L140 241L141 239L139 240L140 241V243H139L136 240V237L134 238L132 235H129V234H131L130 232H132V228H133L132 226H131L132 228H130L126 224L124 225V224L120 223V226L121 225H122V227L124 226L123 228L122 227L120 228L118 225L119 223L113 222L111 220L113 218L112 215L110 216V218L107 217L109 214H111L110 212H112L113 210H114L113 214L114 213L118 214L117 209L121 210V209H119L121 206L119 208L118 207L113 208L114 204H116V205L118 204L115 200H111V199L107 200L106 199L102 203L101 202H98V203L92 202L88 206L87 210L84 211V209H81L80 206L78 207V205H76L75 202H73V200L71 198H69V196H68L69 194L68 195L65 194L60 189L53 187L52 185H50V183H48L46 181V178H50L51 176L54 177L53 175H48V177H46V178L43 177L40 179V176L41 175L43 176L44 173L46 172V170H45L46 167H44V165H41V164L37 165L38 162H37ZM227 158H228V155H227ZM123 160H124V158H123ZM51 161H53V160H51ZM115 161H116V159H115ZM81 162H83V161H81ZM98 163H101V162H98ZM247 164L255 165V166L256 165L260 166V165L264 164L263 150H262V152H260L257 149V151L255 150V152H251V157H250V160H248ZM249 165H248V168H249ZM76 166H78V165H76ZM79 166H80V164H79ZM68 167H69V165L66 166V169ZM251 167L254 168V166H251ZM71 168H70V170L67 169L68 172H66V169H65V173L72 175V177L80 175V173H81L80 169L82 167L81 168L77 167L78 168L77 169L76 167L74 168V166H73V168L72 169ZM83 169L85 171V168H83ZM250 169H252V168H250ZM90 170H91V168H90ZM223 171H224V169H223ZM263 171H264V169L262 170V172ZM49 172H48V174H49ZM220 172H221V170H220ZM244 173H245V175L247 174L246 182L241 184L243 186L242 187L243 189H241V190L245 191V193H246L245 195H248V194L252 195L254 197V199H253L254 204L256 205V206L255 205L254 206L257 207V209L264 211V189L263 190H260V189L256 190V192L258 193L257 197H255V195H254L255 193L251 194V191H250L251 188H253L255 190L256 186H258L259 181H262V180H259V179L255 178V176L253 177L250 174L248 175V172H246V171ZM62 174H64V173H62ZM83 174H85V173H83ZM261 174L263 175V178H264V172ZM225 175H227V174H225ZM66 176H65V179H66ZM0 177L2 178V176H0ZM3 177H4V175H3ZM62 177H64V175H62ZM208 178H210V177H208ZM260 178L262 179V177H260ZM61 179H60V181H61ZM84 181H86V180H84ZM213 181H215V180H213ZM62 182H64V181H62ZM147 185H148L147 188L149 186H151V185H149V182ZM212 185H214V184H212ZM229 185H230V183H229ZM241 185H240V188H241ZM65 186H66V184H65ZM259 186H260V184H259ZM8 188L5 187L6 191L9 190ZM17 190H16V192H17ZM236 191H240V189H238ZM2 192H3V190H2ZM225 193H226V191H225ZM4 194H5V192H4ZM0 195H2V194H0ZM208 197H210V196H208ZM224 197H226L227 199H230L231 197H233V195L232 194H226ZM7 198L9 199V197H7ZM95 200H96V198H95ZM207 200H210V198H207ZM206 202H208V201H206ZM206 204L207 203L203 204V208H207ZM14 205H15V203H14ZM244 205H245V203L243 204V206ZM126 206H128V205H126ZM203 208H202V210H206ZM125 209H127V208H125ZM166 210L168 212L171 211L170 209H166ZM121 212H124V211L122 210ZM240 212H236L233 216H231V219L229 221L226 220V224L225 223L224 224L227 225L226 228H228L229 231H234V234H236L238 239L242 240V242H244V243L249 244V242H252L251 239H250L251 241H249V239H248L249 236L247 235L248 236L247 237L243 233H240L237 231L238 230L237 225H239L240 223L238 224V221H237L238 219L236 217H240V216H238V214ZM21 213H22V211H21ZM25 213H27V215H29V216L34 215V213L26 212V210H25ZM120 213H119V215L122 214V213L121 214ZM161 215L163 216L164 214L161 213ZM11 216H13V215H11ZM11 216H6V217L2 216V218H0V234L6 229H13V226L15 225V218H14L15 215L13 216V218ZM88 216H90V217H88ZM114 216L116 217L117 215H114ZM255 216H256L255 217L256 219L254 218V216L252 217L255 219L254 220L255 226L256 225L258 226L264 222L263 221L264 218L259 219V218H257V215H255ZM157 217H159V216H157ZM190 217H192V216H190ZM117 218H118V216H117ZM248 218H249V216H248ZM53 219H55V218H53ZM53 219H51V220H53ZM102 219L104 220V226H101ZM105 219H108V221L106 222ZM169 219H170V217H169ZM251 219H250V221L253 220V219L252 220ZM17 220H18V218H17ZM99 220H101V223L99 222ZM110 220L113 223H111ZM22 221L24 222L25 220H22ZM22 221H21V223H22ZM17 222H19V220ZM239 222H240V220H239ZM21 223H20V225H22ZM71 227H73V226H71ZM75 228H73V229H75ZM142 229L140 230V232L142 231ZM254 229H255V227H254ZM13 230H15V229H13ZM252 230H253V228H252ZM42 231H43V233H42ZM71 231H72V229H71ZM4 232H3V234L5 235L6 233H4ZM144 232H145V230H144ZM68 234H70V233H68ZM140 235H141V233H140ZM2 237H3V235H2ZM41 237H43V239H47L46 237H48V236H46L45 238H44V236H40V238ZM51 237H49L48 239H50ZM74 238H75L74 241H76L75 236H70L69 239H67V240L70 241L71 243H73L72 240ZM138 238H139V235H138ZM157 238H159L158 240L160 241V239H163L164 236H161V237L159 236ZM64 239H65V236H64ZM82 239H81V241H82ZM146 239H148V238H146ZM201 239H203V238H201ZM178 240H180V239H178ZM205 240L204 241H199V240L197 241V239L196 240L195 239H189V240L186 239V241L175 240V242H173V243H174V246H178V245L180 246L181 245L180 247H183V244H186L188 246L197 245L196 250L199 251L200 248L197 249L198 247H201L200 250L208 247L206 244H208L209 240L208 239H207L208 241H205ZM163 243H165V242H163ZM69 244L70 243H68L66 245L68 246ZM66 245H64V247ZM253 245H254V243H253ZM238 246H239V244H238ZM247 246H249V245H247ZM249 247H246V248H248V253L250 251ZM71 248H72V246H71ZM65 249H67V248H65ZM208 249L209 250L211 249V250H213V252H215L214 254L216 256H218V261L216 259L215 260L217 262H219L220 264H244V263H246V261L244 262L243 259L238 257L239 255L238 256L236 255V254H238L237 252H236V254L235 253L234 254H229V253L227 254V252L226 253L224 252V249H222V248L220 249V247H219V249H215V248L213 249L212 246L210 247V244H209ZM111 250H113V249H111ZM194 250H195V248H194ZM209 250H207V251H209ZM153 251H154V249H153ZM136 252H138V253L140 252L142 254V256L139 257V256H137L138 254L135 255ZM196 252L197 251H195L191 254H193V256H194V253L196 254ZM245 252H246V249H245ZM251 252L253 253V255H256V257L259 256L261 258L260 254L257 253L258 249L257 250L252 249ZM97 253H98V255H97ZM200 254H198V255H200ZM100 255H102V256H100ZM189 256H191L190 253H189ZM186 257H188V256L186 255ZM6 258L4 256H0V264H9L11 262L13 264H18L15 258H14L15 259L14 262L13 261L9 262V261H7L9 258L8 259H6ZM110 258H111V255H110ZM12 259H13V257H12ZM165 259H167V258H165ZM201 259L200 260L196 259V260H198L197 262H201ZM257 259H258V257H257ZM159 260L157 261V263L156 262L155 263L156 264H162L163 262H161ZM207 260L208 261L205 262L204 264H217V262L213 263V260L211 262H209L210 259L207 258ZM162 261H163V259H162ZM166 261H164V263ZM250 261H252V260H250ZM250 261H249V263H250ZM182 262H181V264H182ZM26 264H28V263H26ZM39 264H41V263H39ZM247 264H248V262H247ZM259 264H264V261L260 260Z\"/></svg>", "mask_w": 264, "mask_h": 264}]
</instances>
